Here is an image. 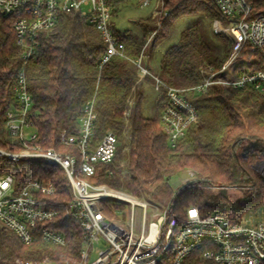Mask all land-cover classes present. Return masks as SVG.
<instances>
[{
	"label": "trees",
	"instance_id": "16d2710c",
	"mask_svg": "<svg viewBox=\"0 0 264 264\" xmlns=\"http://www.w3.org/2000/svg\"><path fill=\"white\" fill-rule=\"evenodd\" d=\"M141 1L109 0L112 16L122 7L134 2L139 5ZM256 3V9L264 8V0ZM163 8L167 14L156 28L149 54L168 35L177 18L191 15L195 20L164 51L157 74L164 83L176 88L198 85L210 70L221 66L231 48L226 39L219 40V46L212 45L210 38L220 36L212 31L207 35L202 20L212 23L224 19L214 0H164ZM150 23V17L134 21L139 30L137 35L130 30L119 32L111 24L114 36L124 44L123 54L127 58L139 55ZM105 53L106 44L94 26L77 12L61 14L51 29L40 34L34 58L25 67L32 101L29 119L36 132L32 144L43 149L72 150L60 146L58 138L75 135L82 107L93 99L94 142L107 132L122 140L124 129L129 136V176L125 185L129 193L157 195L172 175L191 170L197 181L176 193L172 201L174 214L182 215L186 208L196 205L202 215L224 210L213 204L216 199H227L211 190L217 186H253L242 193L240 202L232 201L235 205L229 211L242 214L257 208L264 198V179L252 171L250 166L255 157L247 153L259 151L264 155V92L252 87H210L203 92L184 93L185 99L195 107L197 118L171 149L160 130L161 111L167 103L164 92H160L156 114L149 118L141 113L142 94L138 91L126 125L123 113L128 108L132 88H136V68L121 56H112L101 64ZM20 68L21 50L15 44L12 22L0 13V148L13 151L19 150L20 144L6 133L5 113L16 104L14 86ZM122 158L120 146L113 161L98 165L95 176L89 180L117 188ZM1 172L11 173L17 183L48 177L55 182L56 196L65 201L69 198L64 175L55 167L28 161L12 163L0 158ZM70 225L62 222L63 227ZM79 247L78 231L66 248L39 238L26 246L9 229L0 226V264H14L15 259L54 260L61 254L76 256ZM159 264H167V260ZM181 264L214 263L191 254Z\"/></svg>",
	"mask_w": 264,
	"mask_h": 264
},
{
	"label": "built area",
	"instance_id": "2783aa9c",
	"mask_svg": "<svg viewBox=\"0 0 264 264\" xmlns=\"http://www.w3.org/2000/svg\"><path fill=\"white\" fill-rule=\"evenodd\" d=\"M163 1H156L150 15L156 18L155 27L167 14ZM150 2L142 0L139 7L144 8ZM214 2L224 20H213L212 32L230 41V51L221 66L210 70L200 84L181 89L167 85L148 67L146 50L156 30H148L137 57L127 58L123 54L124 44L111 29L109 0H0V13L12 22L15 44L21 50V68L14 86L16 104L6 111L4 125L7 135L15 139L20 148L16 151L0 148V158L12 163L28 161L55 167L64 175L70 192L68 200H61L56 196L55 182L48 177L23 179L17 183L11 173L1 172L0 226L9 229L26 246L39 238L66 248L77 231L80 239L76 256L61 254L54 260L15 259L14 264H159L165 260L167 264H181L191 254L214 264H264V198L257 208L242 214L216 210L208 215H202L197 205L176 215L172 201L159 209L137 199L125 189L129 176V136L124 129L122 140L107 132L94 142L93 99L84 103L75 135L58 138L60 146L72 150L43 149L32 144L36 132L29 119L32 101L25 67L34 58L40 34L51 29L63 13L77 12L94 26L106 44L101 64L112 56L125 57L136 68L135 85L149 77L154 90L164 92L167 103L161 111L160 130L171 149L197 118L195 107L185 99L184 93L203 92L210 87H252L264 92V8L256 9V0ZM134 91L135 86L123 113L126 125L135 99ZM120 146L123 158L118 187L91 182L89 179L95 176L97 166L110 164ZM247 154L255 157L250 166L252 171L264 179V155L259 151ZM187 171L193 176L191 170ZM252 188L214 187L217 192L225 189L227 198L230 193H236L238 200L244 191ZM257 210L260 213L255 215ZM63 221L71 225L63 227ZM100 243L102 246L96 251Z\"/></svg>",
	"mask_w": 264,
	"mask_h": 264
},
{
	"label": "rangeland",
	"instance_id": "374dc122",
	"mask_svg": "<svg viewBox=\"0 0 264 264\" xmlns=\"http://www.w3.org/2000/svg\"><path fill=\"white\" fill-rule=\"evenodd\" d=\"M157 0H151L150 4L144 8H140L138 4L131 3L128 4L120 9V11L112 16V25L115 30L119 32H123L125 30H130L133 34L137 35L139 34V30L137 27L134 25V21L137 19H144L147 17H150L152 14L155 3ZM195 20L194 16L191 15H184L175 20L173 23L170 32L165 38L160 39L154 49L152 50L151 54L150 52V45L148 46L146 50V55H147V63L149 69L157 73L158 69V63L159 60L164 53V51L171 45L175 44L179 38V35L182 30H184L189 24H191ZM155 22L156 18L151 17V27L149 30H156L157 26L155 27ZM202 24L205 28L206 34L210 35L209 32L212 31V26L211 23L207 22L206 20H202ZM156 33V32H155ZM155 36V35H154ZM225 39L222 36L218 39H211V43L214 46H219V40ZM150 55V57H149ZM140 91L142 94V99L140 103V110L141 113L144 117H153L156 114L157 110V102L161 96V93L158 91H155L153 88V83L152 80L147 77L136 84V88L134 91V94L136 95L137 92ZM196 177L193 173L192 175H189L187 170H183L175 175H172L164 184L163 190L161 193L157 195H150V194H145L144 192L140 193L139 196H135L137 199L140 200H145L149 202L150 204L158 207L159 209H162L165 205L173 201V198L175 197L176 193L184 186L189 185V184H195L196 182ZM197 187V186H196ZM203 186H199L197 188H200ZM213 192H217L216 189L212 188L211 189ZM133 195V194H132ZM134 196V195H133ZM228 198L231 200L240 202L238 200V195L236 193H230L228 195ZM216 199L213 201V204H215L217 207L224 209V210H231L232 207L235 205L234 202H232L230 199ZM236 202V203H237ZM139 213L142 212V210L139 208L138 209ZM150 213V210H148V214ZM260 213L259 210L255 211V215ZM137 226V224H136ZM102 244L100 243L96 251L100 249ZM94 255H92V259ZM164 262V261H163Z\"/></svg>",
	"mask_w": 264,
	"mask_h": 264
},
{
	"label": "water",
	"instance_id": "95a60500",
	"mask_svg": "<svg viewBox=\"0 0 264 264\" xmlns=\"http://www.w3.org/2000/svg\"><path fill=\"white\" fill-rule=\"evenodd\" d=\"M219 193H220L223 197H226V196H227L225 189H221V190H219Z\"/></svg>",
	"mask_w": 264,
	"mask_h": 264
}]
</instances>
